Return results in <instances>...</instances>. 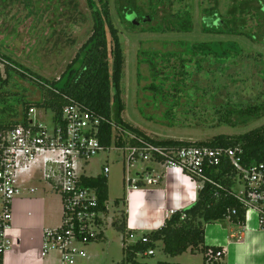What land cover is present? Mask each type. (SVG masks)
<instances>
[{
  "label": "rangeland",
  "instance_id": "rangeland-1",
  "mask_svg": "<svg viewBox=\"0 0 264 264\" xmlns=\"http://www.w3.org/2000/svg\"><path fill=\"white\" fill-rule=\"evenodd\" d=\"M135 1L142 19L149 17V21H141L132 28L121 15L118 0H109L112 21L119 30L125 56L122 81L125 123L156 141L191 143L209 142L221 135L239 136L264 127V115L247 118L235 113L229 122L223 121L230 111L264 104V38L258 36L255 42L247 36L204 32L205 26L218 25L214 12L221 21L231 19L229 10L233 0ZM186 15L190 16L192 30L176 31L175 27L186 20ZM245 18L247 32H262L255 14ZM93 26L86 0H0V68L5 70L3 59L27 73L26 78L19 74L11 78V90L24 96L30 106L42 103L46 93L39 81L52 82L61 77L91 37ZM221 42L238 44L242 54L219 62L196 49L202 44ZM23 115L21 112L20 116ZM34 117L42 118V115L37 111ZM48 117L40 122L50 127ZM153 164L139 163L132 172L140 174ZM107 165L111 169L108 176L110 214L104 237L89 244L76 243L86 253V258L77 259L76 264L126 261L123 235L113 227L115 221L125 220L127 214L124 186L127 172L123 156L112 153L94 158L85 167L84 174L99 176ZM236 191L241 193L242 186ZM48 196L60 216L59 195L50 192ZM117 201L121 204L119 207ZM62 223L61 220L58 229ZM195 254L199 257L188 253L181 261L203 264V253ZM161 261L178 263L165 259L161 249L154 256L138 258L140 263ZM45 264L55 263L47 259Z\"/></svg>",
  "mask_w": 264,
  "mask_h": 264
},
{
  "label": "built area",
  "instance_id": "built-area-1",
  "mask_svg": "<svg viewBox=\"0 0 264 264\" xmlns=\"http://www.w3.org/2000/svg\"><path fill=\"white\" fill-rule=\"evenodd\" d=\"M64 106L60 114L53 108L33 106L20 123L7 130H0V257L15 249L7 237L11 230L13 206L19 199L32 200L35 189H26L23 178L37 173L50 190L59 195L62 207V226L58 230L43 233L41 256L58 257L57 264H76L85 259L86 253L76 243L89 244L104 236V227L110 214L108 201L101 204L97 187L87 185V180L106 178L110 167L103 166L102 174L89 177L84 169L94 158L104 154L120 153L123 156L127 177L124 178L126 200L131 192L143 186L158 185L156 176L147 167L134 175L139 163L162 165L166 172L175 171L194 188L198 201L199 192L206 184H213L210 174L219 169L230 168L234 173L231 195L244 211L241 224L246 230L264 231V162H247L240 147H184L181 149L157 146L124 129L113 119L100 115L73 100ZM39 111L42 118L34 117ZM50 119V127L43 125V117ZM27 121V124H24ZM112 129V142L102 143L104 128ZM241 185L243 191L238 193ZM194 205V204H193ZM117 206V204H116ZM179 211L171 210L166 218ZM237 212H231L236 215ZM231 222L230 217L227 218ZM166 223V222H165ZM213 224H207L206 229ZM221 225V223L214 224ZM165 226V225H164ZM163 226V227H164ZM162 227V228H163ZM148 243L145 235L128 233L125 246L138 242ZM218 250V251H216ZM150 250L148 256L154 255ZM225 255L221 247H208V263L220 262ZM0 264H3V261Z\"/></svg>",
  "mask_w": 264,
  "mask_h": 264
},
{
  "label": "trees",
  "instance_id": "trees-1",
  "mask_svg": "<svg viewBox=\"0 0 264 264\" xmlns=\"http://www.w3.org/2000/svg\"><path fill=\"white\" fill-rule=\"evenodd\" d=\"M92 13L94 22L93 32L88 41L82 46L75 59L67 66L65 72L58 80L49 82L39 81L46 97L42 103L29 105L24 96L15 93L10 88L11 78L19 74L26 78L27 73L16 68L8 60H3L5 70L0 68V130L11 129L20 123L21 118L33 106L53 108L58 114L62 111L68 100L83 105L100 115L113 119L124 129L131 131L138 137L144 138L150 143L168 148L181 149L184 147H240L244 151L247 162H264V127L253 130L239 136L221 135L209 142L191 143L180 140L156 141L148 137L144 132L125 123L122 114L125 104L122 101V81L125 66V56L120 40L119 30L115 27L110 13L109 0H86ZM122 17L129 22L132 28H136L129 20V13H136L142 21V14L135 0H118ZM255 14L260 22V34H252L246 31V15ZM217 20V26H205L204 32L214 35L247 36L257 42V37L264 38V4L262 0H233V6L229 10L231 19ZM175 30L188 33L192 30L190 16L179 23ZM199 53L204 56H213L215 60L224 62L236 59L242 54V49L236 43H209L196 46ZM5 75V77H4ZM22 106L20 116L19 108ZM238 113L240 117L254 118L264 115V104L248 107L243 110H233L223 119L229 122V117ZM20 117V119H19ZM27 124V121H24ZM112 129L104 128L102 143L106 146L112 142ZM213 184H206L199 192L198 201L190 208L177 212L166 220L165 226L160 230L146 235L149 242H138L135 245L125 246L127 236L126 219L115 221L113 227L123 235L126 261L123 264H148L138 262V258L149 257L146 253L155 250L157 244H163V252L171 257L181 256L187 252L203 253L206 256L208 248L205 247V232L207 224L223 223L230 217L233 224L241 226L244 220V211L239 202L231 195L234 186V173L230 168L219 169L210 174ZM87 185L98 188L101 204L109 200L108 181L106 178L87 180ZM120 203L119 201L117 202ZM236 211V215L231 212ZM102 236L101 238H103ZM100 238V239H101ZM218 251V250H216ZM206 264L207 256H206ZM2 263V258L0 257ZM155 264H170L158 262ZM214 264H221L219 262Z\"/></svg>",
  "mask_w": 264,
  "mask_h": 264
},
{
  "label": "crops",
  "instance_id": "crops-1",
  "mask_svg": "<svg viewBox=\"0 0 264 264\" xmlns=\"http://www.w3.org/2000/svg\"><path fill=\"white\" fill-rule=\"evenodd\" d=\"M151 170L156 176H161V181L158 185L143 186L141 190L129 194L125 216L127 234L146 236L154 233L165 225L169 211L181 212L197 202L194 188L178 173L166 172L165 168L157 163L151 166ZM22 187L24 196L28 195L26 189L29 187L34 188L36 192L32 200L19 199L14 203L11 230L7 237L15 249L3 256V264H45L47 259L57 264L56 255L42 259L41 248L44 231L59 228L62 207L58 216L54 211L53 202L48 198L52 191L37 173L32 177L23 178ZM117 202L119 207L121 204ZM205 247L223 248L225 255L219 262L221 264H264V231L246 230L225 221L221 225H211L206 229ZM158 249L163 252L161 242L157 244L154 255ZM188 253L195 258L199 257L191 252L176 257L164 253V257L175 260L178 262L176 264H183L181 258ZM205 258L203 254V264H206ZM185 264L191 263L188 261Z\"/></svg>",
  "mask_w": 264,
  "mask_h": 264
},
{
  "label": "water",
  "instance_id": "water-1",
  "mask_svg": "<svg viewBox=\"0 0 264 264\" xmlns=\"http://www.w3.org/2000/svg\"><path fill=\"white\" fill-rule=\"evenodd\" d=\"M127 20H129L135 26H138L141 23V21L139 20L138 15L135 12L134 13H129L127 15ZM142 21L143 22L149 21V17H145Z\"/></svg>",
  "mask_w": 264,
  "mask_h": 264
}]
</instances>
